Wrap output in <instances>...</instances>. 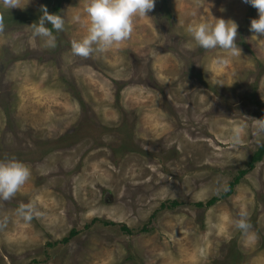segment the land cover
Here are the masks:
<instances>
[{
    "label": "rangeland",
    "instance_id": "obj_1",
    "mask_svg": "<svg viewBox=\"0 0 264 264\" xmlns=\"http://www.w3.org/2000/svg\"><path fill=\"white\" fill-rule=\"evenodd\" d=\"M86 2L0 3V161L30 169L0 199V264H264V155L248 168L264 145L252 121L264 117V50L249 30L257 9L155 0L119 47L81 57L70 42L85 28L72 16ZM56 5L65 24L49 47L29 26ZM212 17L238 25L241 55L219 66L223 50L184 30ZM20 203L39 214L24 221Z\"/></svg>",
    "mask_w": 264,
    "mask_h": 264
},
{
    "label": "clouds",
    "instance_id": "obj_2",
    "mask_svg": "<svg viewBox=\"0 0 264 264\" xmlns=\"http://www.w3.org/2000/svg\"><path fill=\"white\" fill-rule=\"evenodd\" d=\"M20 0H0L5 8L18 7ZM258 11V18L250 21L251 39L259 50H264V0H244ZM155 0H87L82 12L72 16V20L83 23L85 34L79 39H73L71 51L73 54L88 57L93 53H103L114 47H119L133 31L134 19L148 18L146 13L154 7ZM41 15L33 22L31 36L44 38L46 45L55 47L53 29L61 31L64 28V17L60 14L49 13L46 6H41ZM86 21V22H85ZM50 25L51 27H49ZM237 23L231 19L212 17L211 20L201 18L198 22H189L185 26V32L200 48L205 50L221 49L224 55L216 56L212 63L224 65L229 59L241 55V50L235 42L237 36ZM259 37V38H258ZM252 121L264 130V117L252 119ZM232 140L238 142L239 129H233ZM30 175V169L20 160L9 158L0 161V199L11 198ZM17 214L24 221H30L39 213L31 203H20L16 209ZM247 212L241 208L235 226L240 229L241 237L247 242L252 238L251 224L246 219Z\"/></svg>",
    "mask_w": 264,
    "mask_h": 264
},
{
    "label": "trees",
    "instance_id": "obj_3",
    "mask_svg": "<svg viewBox=\"0 0 264 264\" xmlns=\"http://www.w3.org/2000/svg\"><path fill=\"white\" fill-rule=\"evenodd\" d=\"M164 1H166V0H164ZM59 8H60L59 5H56V6H55V8H54V12H55L56 14H58V12H59ZM1 18H2V17H0V19H1ZM263 155H264V145H263L262 147H260L259 150H258V151L252 156V158L250 159V161H249V163H248V168H249V169L253 168V167L255 166V164H256L257 162H259V161L262 159ZM246 172H247V171H242L241 174H245ZM238 181H239V177H237V178L235 179V181L231 184V186H230V187H231L230 190H232V189L234 188V186L236 185V183H238ZM230 192H231V191H230ZM229 194H230V193H229ZM216 200H217V199H212V200L209 202V204L212 205ZM106 223H107V222H106ZM122 229H123L124 231H126V232H130V230L127 229V227H125V226H123ZM75 234H76V231H72L68 237L64 238V239L61 241V243H68L69 240H70V238H73V237L75 236ZM58 243H59V242H58ZM58 243H57V244H58Z\"/></svg>",
    "mask_w": 264,
    "mask_h": 264
}]
</instances>
